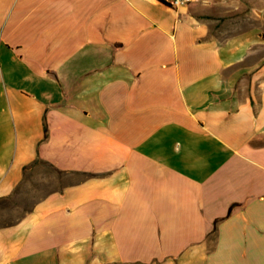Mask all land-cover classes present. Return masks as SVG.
I'll list each match as a JSON object with an SVG mask.
<instances>
[{
  "label": "crops",
  "instance_id": "obj_1",
  "mask_svg": "<svg viewBox=\"0 0 264 264\" xmlns=\"http://www.w3.org/2000/svg\"><path fill=\"white\" fill-rule=\"evenodd\" d=\"M0 264H264V0H0Z\"/></svg>",
  "mask_w": 264,
  "mask_h": 264
},
{
  "label": "rangeland",
  "instance_id": "obj_2",
  "mask_svg": "<svg viewBox=\"0 0 264 264\" xmlns=\"http://www.w3.org/2000/svg\"><path fill=\"white\" fill-rule=\"evenodd\" d=\"M65 179L66 176L43 164L32 166L16 192L0 201V227L14 224L23 218L38 200L60 189Z\"/></svg>",
  "mask_w": 264,
  "mask_h": 264
},
{
  "label": "built area",
  "instance_id": "obj_3",
  "mask_svg": "<svg viewBox=\"0 0 264 264\" xmlns=\"http://www.w3.org/2000/svg\"><path fill=\"white\" fill-rule=\"evenodd\" d=\"M161 3L173 8H179L181 6L189 5L191 3L199 2L200 0H158Z\"/></svg>",
  "mask_w": 264,
  "mask_h": 264
}]
</instances>
